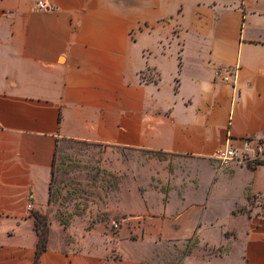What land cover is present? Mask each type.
Masks as SVG:
<instances>
[{
    "label": "crops",
    "instance_id": "crops-1",
    "mask_svg": "<svg viewBox=\"0 0 264 264\" xmlns=\"http://www.w3.org/2000/svg\"><path fill=\"white\" fill-rule=\"evenodd\" d=\"M262 138L264 0H0V264L34 263L33 212L69 143L197 173L122 192L119 231L72 221L39 264H264V157L216 169L221 150Z\"/></svg>",
    "mask_w": 264,
    "mask_h": 264
},
{
    "label": "rangeland",
    "instance_id": "rangeland-1",
    "mask_svg": "<svg viewBox=\"0 0 264 264\" xmlns=\"http://www.w3.org/2000/svg\"><path fill=\"white\" fill-rule=\"evenodd\" d=\"M196 169L193 161L164 153L69 143L59 151L55 162L51 199L45 209L33 212V216H40L38 222L46 220L48 242L50 238L65 239L72 221L81 227L84 223L93 225L98 220L109 223L115 219L111 213L117 208L122 192L131 191L139 184L156 186L167 178L168 181L181 178L186 181V177H195ZM216 169H220L219 165ZM168 188L164 185L162 191ZM208 234L217 246L224 240L216 231H208ZM197 242L195 237L184 255L196 247ZM216 263L222 264V261ZM195 264L206 263L195 260Z\"/></svg>",
    "mask_w": 264,
    "mask_h": 264
},
{
    "label": "built area",
    "instance_id": "built-area-1",
    "mask_svg": "<svg viewBox=\"0 0 264 264\" xmlns=\"http://www.w3.org/2000/svg\"><path fill=\"white\" fill-rule=\"evenodd\" d=\"M38 7L41 10H49L50 7L45 2H39ZM216 78L223 82H229L231 78L230 73L224 74L222 71L216 72ZM264 157V138L262 139H247L244 140L239 147H227L221 150L217 155L218 165L220 170L228 169L233 165H250L256 163L259 159ZM34 196L30 195L27 210L32 211ZM123 222L113 219L110 221L112 230L119 231Z\"/></svg>",
    "mask_w": 264,
    "mask_h": 264
},
{
    "label": "trees",
    "instance_id": "trees-1",
    "mask_svg": "<svg viewBox=\"0 0 264 264\" xmlns=\"http://www.w3.org/2000/svg\"><path fill=\"white\" fill-rule=\"evenodd\" d=\"M257 163V162H256ZM255 164V163H254ZM251 165V164H250ZM52 188L50 187V198L49 201L51 199V195H52ZM36 219V231L39 235V243L37 246V251H36V258L33 264H39V260L41 255L47 250L48 246V225L45 219H41V221L38 222L40 216H34Z\"/></svg>",
    "mask_w": 264,
    "mask_h": 264
}]
</instances>
